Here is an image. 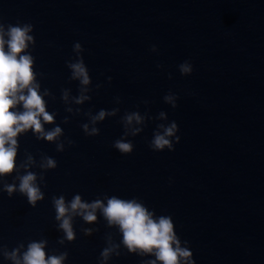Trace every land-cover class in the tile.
<instances>
[{
  "label": "water",
  "instance_id": "95a60500",
  "mask_svg": "<svg viewBox=\"0 0 264 264\" xmlns=\"http://www.w3.org/2000/svg\"><path fill=\"white\" fill-rule=\"evenodd\" d=\"M0 22L33 25L35 42L21 54L32 55L54 118L41 117L44 131L62 129L53 141L32 129L16 137L14 170L0 176V264H15L6 255L14 250L22 261L42 241L46 259L67 253L62 264L156 259L129 252L99 208L92 222L69 214L67 240L53 198L68 205L77 194L105 206L112 196L135 199L154 219L170 217L195 264H264V0H0ZM79 58L88 85L68 67ZM185 62L191 74L180 72ZM80 96L88 99L77 103ZM13 110L23 111L22 102ZM100 110L104 120L93 123ZM132 113L142 122L128 124ZM173 121L174 150H153L154 133ZM84 124L99 134L86 135ZM116 140L133 151L122 154ZM47 158L56 166L46 167ZM29 172L43 193L35 206L18 191ZM5 185L17 190L9 196Z\"/></svg>",
  "mask_w": 264,
  "mask_h": 264
},
{
  "label": "clouds",
  "instance_id": "9594fccd",
  "mask_svg": "<svg viewBox=\"0 0 264 264\" xmlns=\"http://www.w3.org/2000/svg\"><path fill=\"white\" fill-rule=\"evenodd\" d=\"M31 31H33L31 23L8 24L6 26L0 22V176L10 174L14 170L18 134L32 129L34 134H39L38 139L45 138L48 141H53L62 133L59 126L45 132L41 123V117L45 123H51L54 118L46 111L45 101L38 91L39 84L35 83L36 74L33 71L32 55L21 54L28 48L29 42H35L34 37L29 35ZM5 36L8 38L5 39ZM5 45H7V50H5ZM74 49L79 53L81 51L80 43H76ZM151 50L156 51V46L153 45ZM68 67L72 70L74 79L80 78L82 85L89 84V73L82 58L68 63ZM179 68L182 74H191L193 71V66L188 62L179 65ZM169 78H171V74H169ZM85 99L88 97L80 96L76 102L81 103ZM164 99L172 101L173 98L172 96H165ZM21 102L23 111H14L13 109ZM175 107L176 104L173 102V108ZM105 115V111L100 110L92 118L93 123L103 121ZM160 115L163 116L164 113L161 112ZM133 119L137 123L142 122V117L138 113L128 114L125 117L128 124ZM82 127L86 135L99 134V130L95 127L90 132L87 124ZM159 127L164 129L163 134L154 133L150 147L156 151H162L165 147L174 150V145L169 137L175 136L176 142L180 140V136L175 135L178 130L176 122L173 121L167 127L164 125ZM140 131V128L135 129L133 135ZM69 142L73 143L72 141ZM113 146L122 154H129L133 151L131 142L116 140ZM58 147L62 149L63 146ZM55 166V161L47 158L46 167ZM19 179L18 191L27 197L29 204L35 206L37 200L43 199V193L34 183L36 175L29 172ZM5 190L11 196L17 188L15 185H5ZM53 203L56 219L61 221L59 227L64 230L66 239L69 241L74 239L70 222L71 215L69 214L82 215L85 221L92 222L97 219L95 211L99 208L109 225H118L122 233V244L126 246L129 252L139 250L141 254L154 253L156 259L150 261L149 264H156L157 260L162 264H182V261L185 264H195L193 253L187 247L182 248L180 246V240L173 230V220L168 216H160L158 220L154 219L153 213L141 203L136 202L135 199L125 200L112 196L107 199L105 206L100 200H95L92 203L82 202L80 195L77 194L68 205H66L63 196L54 197ZM44 243V241L30 243L22 256V261L17 256L16 250L6 255L13 259L15 264H62L67 253L60 256L52 255L46 259ZM111 250L105 248L101 255L106 259Z\"/></svg>",
  "mask_w": 264,
  "mask_h": 264
}]
</instances>
